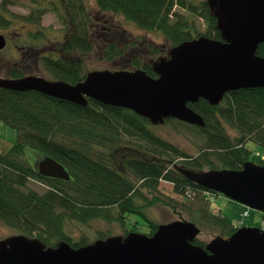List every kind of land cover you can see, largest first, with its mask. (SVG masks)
I'll return each instance as SVG.
<instances>
[{
	"label": "trees",
	"instance_id": "1",
	"mask_svg": "<svg viewBox=\"0 0 264 264\" xmlns=\"http://www.w3.org/2000/svg\"><path fill=\"white\" fill-rule=\"evenodd\" d=\"M14 1L0 0V25L4 27L10 21L1 13H6L7 5ZM84 1L60 0L57 11L66 30L64 51L71 54L72 63L57 60L43 64L54 80L70 85L84 81L91 72L84 70L82 59L92 53L113 67L109 71L140 70L156 79L153 63L167 58L172 48L199 37L220 40L216 19L206 0H95L101 15L119 16L141 31L157 33L163 45L128 38L126 30L115 28L109 20H102L99 27L91 20ZM34 13L25 19H34ZM42 14L36 16L38 23ZM196 20L202 21L203 33ZM256 55L264 58V43ZM16 78L21 75L12 73L10 79ZM188 107L202 117L203 128L176 120L165 123L174 121L176 127L202 140H191L198 150L195 154L157 137L152 131L154 126L130 110L92 99L83 107L35 91L0 89V123L17 133L15 142L0 152V222L46 247L65 242L78 249L111 236L99 233L92 242L84 237L76 241L66 231L72 223L86 226L91 221L118 222L124 228L127 219L144 218L145 207L161 205L179 220L195 224L200 233L209 230L222 238L230 237L240 226L222 211L213 215L207 198L200 196L204 189L174 168L241 170L247 162L264 166V158L247 148L253 143L264 153V89L229 92L218 106L199 100ZM130 150L135 156L127 155ZM42 157L63 166L69 180L40 176L31 163ZM29 180L47 188L37 192L28 185ZM160 180L172 184L182 200L162 199ZM141 190L151 196L145 199L146 204L137 200L143 198L142 193L138 197ZM188 190L196 195L188 197ZM158 226L148 223L145 235L152 236ZM125 231L123 236L130 233ZM194 244L204 247L206 243L197 238Z\"/></svg>",
	"mask_w": 264,
	"mask_h": 264
},
{
	"label": "water",
	"instance_id": "2",
	"mask_svg": "<svg viewBox=\"0 0 264 264\" xmlns=\"http://www.w3.org/2000/svg\"><path fill=\"white\" fill-rule=\"evenodd\" d=\"M206 2L220 40L199 37L172 48L167 58L153 63L156 79L140 70H103L89 72L76 85L34 76L0 78V89L35 91L83 107L92 99L130 110L153 126L177 120L203 128L202 117L188 104L204 100L218 106L229 92L264 89V58L256 55L264 43V0ZM5 45L0 35V51ZM174 170L202 189L264 215V166L247 162L241 170ZM38 173L69 180L64 167L51 158L39 163ZM199 235L200 229L185 220L161 224L152 236L130 232L78 249L65 242L46 247L37 239L15 235L0 240V264H264L262 229L240 227L204 247L194 244Z\"/></svg>",
	"mask_w": 264,
	"mask_h": 264
},
{
	"label": "rangeland",
	"instance_id": "3",
	"mask_svg": "<svg viewBox=\"0 0 264 264\" xmlns=\"http://www.w3.org/2000/svg\"><path fill=\"white\" fill-rule=\"evenodd\" d=\"M85 8L87 12L91 16V20L98 25L101 26L102 20H109L112 22L113 26L116 28H122L126 30V32L130 35L128 38H138L142 39L143 41L147 42H153L154 44H161L163 45V38L161 35L153 32H144L139 30L136 26L133 24L125 21L122 17L119 16H111V15H101L95 5V0H85L84 1ZM36 0H15L7 10V13H5V18H7L10 21V24L8 27H4L3 25H0V33H7L10 34L11 38H15L16 40L22 39V43L31 42V45H37L41 46L42 42L46 41L47 44H49L48 39L50 41L60 42L64 43L66 39V30L63 28V25L60 23L59 18L57 16V11H50L42 9L40 12L43 14L41 15L40 23H38V20L36 18L37 10L36 7ZM31 12H36L32 15L35 20H37L34 23L36 26L31 27L30 23H33L32 20H29L28 24H26V20H24V23L26 25H23V20L21 17H28ZM62 12H60V15ZM64 15V14H62ZM13 21L15 23H13ZM33 21V22H32ZM197 26L200 29V33H203L205 31V27L201 20H196ZM37 27V28H36ZM38 28L41 30H44L46 33L45 37L43 34H41L38 31ZM14 29L17 31L14 32ZM29 29L34 30V32L29 33ZM37 30V31H36ZM17 34V36L15 35ZM18 34H20L18 36ZM30 37V38H29ZM65 37V39H64ZM97 41H99V38H97ZM64 41V42H63ZM78 55L75 57L78 59ZM86 57V58H85ZM84 58V70L85 71H94V70H113V67L108 64L104 63L101 60H99L97 54H90L86 55ZM14 56L10 55L8 51H3L0 54V78H4L8 76V67L12 64L14 61ZM43 71H39L38 73L42 75ZM45 73V72H44ZM36 74V73H34ZM177 121V120H176ZM182 123V122H181ZM178 126L176 122L172 121L169 123H164L162 125L154 126L152 131L154 134L164 139L165 141L175 145L176 147L188 152L195 154L198 150L196 147L193 146L191 140L197 141V143H202V140L198 138V136L190 135L188 134L184 129L176 127ZM233 138V135H231ZM17 139V133L16 131L2 125L0 123V152L7 150ZM200 144H198L199 146ZM247 148H249L251 151H253L256 155L259 154L264 158L263 150L259 147L255 146L253 143H249L247 145ZM118 150V149H117ZM128 151L127 155H134V152L130 150ZM119 154V153H118ZM39 159V158H38ZM39 161V160H38ZM37 161V162H38ZM118 163L119 159L116 160ZM36 162V163H37ZM28 185L34 189L37 192H43L47 187L36 180H29ZM173 185L170 184L167 181L160 180L158 184V191L159 195L162 199H168V200H174V201H181L182 196L177 195L174 193ZM194 192V191H193ZM192 191L187 192L188 197H192L196 195L193 194ZM141 199H138V202L140 204H146L145 199L149 200L150 195L147 191L141 190L138 194V197L141 195ZM205 196L207 199L205 200L209 204V209L213 215H218L219 211H222L225 213L229 218L238 226L240 227H254L255 225L261 224L262 218L264 216L254 210H251L241 204H238L236 202L231 201L230 199L218 194V195H208L206 193H201L200 196ZM245 211H249V216H246V218H242ZM143 217L140 218L139 216H133L126 220V222H123L124 228L128 230V232H136L141 234H147L148 229L146 225L149 223H155V224H166L172 221L179 220V217L176 216L174 212H172L169 208L161 206V205H154V206H148L145 207L143 210ZM147 220V222L145 220ZM123 228L122 224L118 222H104V221H91L86 226H80L76 223H72L70 225V228H67L66 231H68V235L73 240H79L80 238H87L86 240L89 242H92L96 239L99 233L107 234L109 236H123L126 234L125 229ZM17 231L9 228L2 222H0V240L18 235ZM218 236L216 233H212L208 231H204L203 233H200L198 236V240L203 243H208L211 239Z\"/></svg>",
	"mask_w": 264,
	"mask_h": 264
},
{
	"label": "flooded vegetation",
	"instance_id": "4",
	"mask_svg": "<svg viewBox=\"0 0 264 264\" xmlns=\"http://www.w3.org/2000/svg\"><path fill=\"white\" fill-rule=\"evenodd\" d=\"M9 6L10 5H7V10ZM35 7H36L35 10H37V14L39 15L40 10L42 9L50 10V11L58 10L61 8V4H60V0H36ZM1 14L3 15V19H5L6 21H9L7 18H5V12H2ZM21 18L23 20L22 21L23 25H26L29 22H31L29 21L31 19L26 20L25 17H21ZM24 20H26V24L24 23ZM33 21H34L33 23H30L31 27L36 26L34 23L37 20L33 19ZM13 23L15 22L13 21ZM15 31L17 30L14 29V32ZM38 31L41 34H43L45 37H47L44 30H41L40 28H38ZM32 32H34V30L29 29V33H32ZM10 34L0 33V35L4 36L6 40L5 48L0 51V54L3 51H8V53L14 56L15 58L12 64L9 65L8 67V76L4 78L10 79V77L12 76V73H15V74L21 75V78L34 76L38 78H43L44 80H47L49 82H60V81L54 80L51 76H49L51 74L44 70L43 64H45L46 62H52V61H57V60H63V61H68V63H72L73 59H72L71 54L66 53V51H64V45H63L64 43H60L58 41L57 42L50 41L48 39L49 44H47V42L44 41L42 42L41 46H37V45H31L32 43L28 41L26 42V44L22 43V39L16 40L15 38H11ZM15 35L17 36V34ZM19 35L20 34H18V36ZM85 58L82 59V66L85 63L84 62ZM39 71H43V73L41 72L42 75L38 73ZM21 78H16V79H21ZM45 158L46 157H42L38 159L39 161L37 163L36 162L31 163L33 168L37 170V172H38L39 163ZM203 171H206V170H203ZM48 179H52V178H48ZM186 192H189V190ZM203 193H206L208 195L211 194L214 196L218 195L217 193L206 191V190H204Z\"/></svg>",
	"mask_w": 264,
	"mask_h": 264
},
{
	"label": "built area",
	"instance_id": "5",
	"mask_svg": "<svg viewBox=\"0 0 264 264\" xmlns=\"http://www.w3.org/2000/svg\"><path fill=\"white\" fill-rule=\"evenodd\" d=\"M246 216H249L248 211H245V213H244V215H243L242 218H246ZM261 222H262V223H261V227L264 228V219H263Z\"/></svg>",
	"mask_w": 264,
	"mask_h": 264
}]
</instances>
